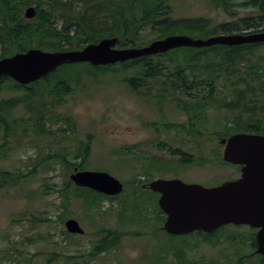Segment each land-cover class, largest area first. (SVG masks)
Instances as JSON below:
<instances>
[{"label":"rangeland","instance_id":"1","mask_svg":"<svg viewBox=\"0 0 264 264\" xmlns=\"http://www.w3.org/2000/svg\"><path fill=\"white\" fill-rule=\"evenodd\" d=\"M231 1L241 3L245 0ZM234 9H237L238 16L254 13L252 8L242 5ZM170 14L176 17L205 16L211 19L213 25L222 21H233L232 16L214 8L207 0H176ZM56 23L60 27V21ZM220 33L224 32L218 34ZM154 35L148 34L145 38L149 40ZM201 36L196 37L202 38ZM116 47L123 48L117 44ZM83 68L84 66L71 67L68 71L74 74L73 80H60L68 92L62 91L56 96L44 99L45 105L41 113L50 133L31 131L25 135L21 129L23 118L26 117L25 110L18 104L12 111V117L17 119V127L8 136V144L3 154L0 153V168L19 171L25 177L15 187L0 189V264H23L2 257L4 248L11 243L32 264H153L157 255L174 261L173 248L187 261L203 260V264L223 260V264H236L240 255L233 254V251L240 248L245 251L241 254L249 258L244 264H262L248 245V239L239 242L238 246L236 241L224 240V237L234 234L245 236L248 233L246 226L222 227L214 234H221L222 242L215 246L205 241L209 238L205 234L185 237L188 234L170 236L159 232L158 235H150L157 225L156 217L161 215L153 209L152 196L147 191L140 195L132 193L135 190L133 184H129L132 178L141 181L143 187L158 177H177L187 183L212 187L236 176L238 166L222 160L223 147L219 143L220 139L214 141L215 144L208 137H199L197 141L202 144L199 148L194 145L196 139H189L190 134L182 135L172 128L158 127L166 122L179 123L186 116L177 108L175 101L162 97L161 81L141 80L137 89L131 90L122 73L98 72L86 75L84 71L80 72ZM57 74L62 75L61 71ZM52 79L54 78L50 77V81ZM35 87L38 96L46 94L43 83ZM200 87L208 86L205 81H201ZM15 94H18L17 90L5 87L4 84L0 99ZM259 99L264 106V96L261 95ZM231 114L223 108L219 111L210 109L205 120L207 125H204L212 130L215 118ZM262 116L264 117V107ZM65 117L74 120V131L65 129ZM1 135L0 131V144L3 141ZM86 137L90 139L86 169L108 172L126 183L117 199L110 200L102 196L94 206L74 196L76 192H89L86 187L73 189L70 186V191L66 194L68 200H63V194L58 192L76 166L68 169L58 155H51L43 163H38L41 159L40 152L46 155L65 151L66 159L74 161L75 145L79 139ZM206 138L210 141H205ZM160 142L164 147L159 146ZM181 147L182 152L189 156L194 154L195 158L202 157L201 163L195 161L191 166L184 167L176 161L181 158L180 155H173L170 150ZM214 150L220 153L217 160L213 157ZM164 160L173 162L150 171L151 176L144 175V167ZM121 203L126 206V213L121 212ZM68 218L76 219L84 232L73 234L75 236L67 235L65 221ZM101 228L139 234L123 235L116 248L90 257L87 252L97 239L95 232Z\"/></svg>","mask_w":264,"mask_h":264},{"label":"trees","instance_id":"2","mask_svg":"<svg viewBox=\"0 0 264 264\" xmlns=\"http://www.w3.org/2000/svg\"><path fill=\"white\" fill-rule=\"evenodd\" d=\"M175 1L0 0V58L29 48L50 51L79 49L88 43H95L103 37L116 36L118 37V46L133 47L143 46L156 38L175 33L188 34L194 38L203 35L201 37L206 38L219 32L242 33L264 30V0H245L241 3H234L231 0H207L214 8L223 10L233 18V21H222L215 25L212 24L210 18L205 16L176 17L171 15ZM31 5L35 7L36 15L31 19H26L22 13L23 9ZM239 5L252 8L254 13L238 16L237 9L234 7ZM58 20L60 27H57ZM96 21H99L98 24ZM148 34L155 35L148 40L145 38ZM73 66H84L80 72L84 71L86 75L98 72L122 73L126 85L131 90H136L141 80L161 81L163 83L161 85L162 97L175 101L177 108L186 116L179 123L166 122L165 124L161 123L158 127L172 128L182 135L190 134L189 139H196L194 143L196 147L200 148L202 145L200 141H197L199 137H208L214 142L235 132L264 134V117L262 116L264 106L259 99L261 95L264 96V43L234 46L219 44L203 47L182 46L164 53L143 55L114 64L98 66L91 65L89 62L64 64L45 77L26 85L19 84L6 75H0V92L4 88V84L5 87L8 86L18 92L6 99H0V131L3 140L0 144V153L3 154V150L8 144L6 143L8 136L17 127V119L12 117V111L18 104L26 113V117L23 118L24 123H21V129L25 135L26 132L31 131L50 133V128L46 126L41 113L45 105L44 99L56 96L62 91H69L64 87L65 84L61 85L60 80H73L72 75L74 74L68 71ZM59 71L62 75L58 76ZM50 77L54 79L50 81ZM201 81H205L208 87L201 88ZM40 83L44 84L46 94L38 96L37 88L34 86H38ZM222 108L231 112V116L215 118L212 130H210L205 126L207 125L205 120L208 111L210 109L219 111ZM65 120L67 121L65 129L69 132L74 131V120L70 117H65ZM89 140V137L78 140L75 145L76 151L73 153L74 161L66 159L65 151L46 155L40 152L41 159L39 158L38 163H43L51 155H58L60 161L68 169L73 166H76L77 169H86L90 152ZM214 143L216 144V142ZM159 146L164 147L161 142ZM180 149H171L170 153L180 155L181 158L176 161L182 163L184 167L191 166L195 161L201 163L202 157L195 158L194 154L189 156L182 152V147ZM213 154L215 160L220 158V153L217 150H214ZM172 162V160H164L159 163H150L147 168L144 167V175L151 176L152 171ZM24 177L25 175L19 171L0 168V189L15 187ZM135 180L134 177L129 183L135 187L132 193L140 195L143 191H147L152 196L153 209L161 213L157 204L158 193L148 190L140 184L141 181L136 180L137 182H135ZM70 186L73 189H79V186H75L66 177L63 188L58 191L63 194V200H68L66 194L69 193ZM88 190L89 192H76L74 196L92 206L96 205L99 197L105 196L112 200L121 196V194L109 196L89 188ZM121 206V212L126 213V206L122 203ZM156 219L157 225L150 235H158L159 232L166 233L161 228L164 219L159 215ZM121 222L123 223V221ZM247 228L248 233L245 236L234 234L224 237V240L228 238L243 242L248 239L252 250L256 243L255 229ZM66 234L75 236L68 232ZM126 234L138 235L139 232L137 234L114 228L99 229L95 232L97 239L92 243L87 255L94 257L100 252H108L112 248H116L121 237ZM202 234L209 237L205 241L212 246L222 242L221 234L213 236H211L212 232H202ZM3 251L2 257L4 258H11L23 264H32L14 243L5 247ZM172 253L175 257L174 261L164 258L163 255H157L153 259V264L204 263L203 260L187 261L176 248L172 249ZM255 255L259 258V262L264 264V256ZM52 257L55 258V256ZM181 259H184V262H181ZM247 260H249L247 256H240L237 258L236 264H244ZM223 261L225 262V260ZM223 261H211L210 263L223 264Z\"/></svg>","mask_w":264,"mask_h":264},{"label":"water","instance_id":"3","mask_svg":"<svg viewBox=\"0 0 264 264\" xmlns=\"http://www.w3.org/2000/svg\"><path fill=\"white\" fill-rule=\"evenodd\" d=\"M36 15L34 6L23 10V16ZM118 37H103L95 43L72 50H42L29 48L0 58V75L26 85L37 81L64 64L89 62L106 65L123 62L143 55L164 53L176 47L241 45L264 42V30L243 33H220L207 38H193L186 34H170L154 39L143 46L116 47ZM222 160L242 165L238 178L206 187L187 183L177 177H158L146 187L159 193L158 206L165 214L161 228L172 235L202 230L210 232L225 224H246L257 228L254 253L264 256V134L235 132L221 138ZM69 179L76 185L94 191L117 195L122 182L105 171L74 168ZM67 232L82 234L84 229L74 218L65 221Z\"/></svg>","mask_w":264,"mask_h":264},{"label":"flooded vegetation","instance_id":"4","mask_svg":"<svg viewBox=\"0 0 264 264\" xmlns=\"http://www.w3.org/2000/svg\"><path fill=\"white\" fill-rule=\"evenodd\" d=\"M207 140H205V141H210L208 138H206ZM222 146V145H221ZM238 166V174L236 175V176H233V177H231V178H229V179H227V180H233V179H236V178H238L239 176H240V174H241V167H242V165H237ZM227 180H225V181H227ZM222 183V182H221ZM217 185H219V184H217ZM214 186H216V185H214ZM207 187V186H206ZM149 190V189H148ZM159 193H158V197H159ZM157 200H158V198H157ZM160 215H161V217L165 220V214L161 211V213H160ZM164 220H163V222H164ZM225 226H233V227H239V226H246V227H249L248 225H246V224H241V225H235V224H232V223H230V224H225V225H222V226H220V227H218V228H216V229H214V230H212V231H210V233L212 232V234H211V236H213L214 234H216L217 232H215V231H219L222 227H225ZM255 229V232L257 231V228H254ZM200 231H202V230H195V231H191V232H189V233H187L188 235L187 236H185V237H189L191 234H196L197 236H201L202 235V232H205V231H202V232H200ZM195 232H199V234H197V233H195ZM255 232H254V236H255ZM205 233H207V232H205ZM182 235H185V234H182ZM255 238V237H254ZM226 241H229V242H231V241H233V240H230V239H226ZM233 242H235V241H233ZM239 242H241V240L240 241H236V243H237V246H238V244H239ZM250 242H249V246H250ZM236 246V247H237ZM255 247H256V243H255ZM255 247L253 248V250L252 251H254L255 250ZM235 248V247H234ZM233 248V249H234ZM245 251H243V250H240V248H235L234 249V251H233V254H238V255H240V256H244L245 254H241V253H244ZM252 253V252H251Z\"/></svg>","mask_w":264,"mask_h":264}]
</instances>
